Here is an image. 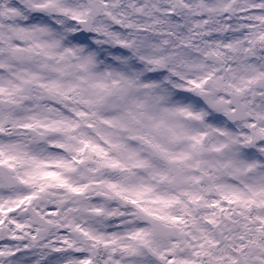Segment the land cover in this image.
I'll use <instances>...</instances> for the list:
<instances>
[{"label": "flooded vegetation", "instance_id": "1", "mask_svg": "<svg viewBox=\"0 0 264 264\" xmlns=\"http://www.w3.org/2000/svg\"><path fill=\"white\" fill-rule=\"evenodd\" d=\"M114 1L118 5H103L99 0H0V264H10L28 251L23 240L4 231L12 221L22 222L24 227L35 228L36 223L55 226L54 217L48 213L57 200L54 196L64 192L58 187L63 176L57 166L64 154L70 163L71 159L78 163L80 171L70 165V188L81 187L86 202L89 195L131 197L132 203L87 204L83 224L98 242L119 244L120 250L127 244L137 251L140 246L145 258L135 264H264L260 228L252 239L247 235L246 241L236 240L235 231L244 232V214L230 211L225 217L211 205L204 207L199 198L191 203L194 193L187 189L169 187L167 168L151 156L155 150L186 177V163L169 155L155 133L162 129L164 109L169 104L147 108V98L140 102L128 91L139 55L145 56V51L164 38L168 50L161 63L164 77L171 83L176 68L183 90L202 96L201 77L213 68L201 59L203 50L219 48L211 42L194 48L195 44L199 34L214 35V30L225 29L226 21L235 17L236 12L230 17L229 9L235 3L237 10L236 1ZM170 2L174 7L176 2L188 3L194 11L186 16L180 8L171 15L152 17L149 11L153 3ZM240 2L258 22L253 28L264 30L260 27L264 25L263 1ZM93 8L100 16L90 21L92 34L105 32L100 25L118 30L123 45H132L130 65L114 64L107 68L108 74L94 56L89 57L92 51L88 47H77L70 39L88 30L83 22L90 19ZM254 68L264 71L263 67ZM251 73L257 74L249 69L240 71L233 79L237 80L233 81L234 88L225 84L228 89L224 90L220 89L218 73L212 71L214 77L202 98L212 97L207 99L210 107L224 112L227 104L218 100L227 90L246 97L257 86L264 89V77ZM230 74L226 73L227 78ZM252 78L257 79L253 85L248 83ZM253 101H264L263 93ZM250 106L255 108L256 104ZM144 114L149 121L143 122ZM123 115L131 118L124 120ZM147 159L150 162L144 163ZM131 163H140L132 168L135 174L129 172ZM227 179L230 183L213 175L212 185H226L224 192L235 191L237 199L241 192L229 185L239 188L241 179ZM209 198L205 193L204 201ZM261 214L255 211L258 227ZM70 215L76 211L71 209ZM209 230H214L212 235ZM35 237L32 246L42 241L36 232ZM146 248L162 261L147 257Z\"/></svg>", "mask_w": 264, "mask_h": 264}, {"label": "rangeland", "instance_id": "2", "mask_svg": "<svg viewBox=\"0 0 264 264\" xmlns=\"http://www.w3.org/2000/svg\"><path fill=\"white\" fill-rule=\"evenodd\" d=\"M178 120L177 118H175V116L173 114H169L168 118H167V122L166 125L168 126V128L170 129V136L167 137L168 140L173 141L174 143H179L180 146L181 145H186L187 147H179L178 148V153H180V150L182 151V156H184V150H185V155L187 156V158L190 157V155H192V148L188 147L189 143H188V136L192 133H185V138L184 140H182L180 137H175L174 132L172 131H177L180 130V125L178 124ZM229 139L226 140H222V139H218L215 136H213V140L210 142V145H208V147L205 149V155H209L210 158L207 159L206 163H210L213 159H216L217 155H221L220 157V161L222 162L221 166H229L232 169V172H242V170L240 168H238L236 166V162L232 161V159L234 157H242L244 158L241 154H238L239 150H236V148L233 146L232 143H230ZM235 144V142H234ZM244 144V143H243ZM243 144H240L238 146L243 147ZM251 149V147H249V150ZM258 153V151H257ZM244 155V154H243ZM245 156V155H244ZM256 156V154L254 155ZM252 160V159H251ZM250 161V160H248ZM249 166H251V169L249 171H251L252 173H255V171L257 170L256 168L252 167L253 164L248 163ZM257 165V164H256ZM210 167V166H209ZM261 167L264 168V165H262ZM259 170V169H258ZM260 171V170H259ZM263 172V177L262 179H260V176L258 175V173H256L255 177H259V181H260V186H257L254 182V178L252 177L251 179H249V187L250 189H252L253 191L263 193L264 195V171ZM248 187V188H249ZM66 225L65 224H60L59 225V229L55 232L52 233L51 237V242H53V238H55L62 247L59 246L60 248V252L57 255V259L55 258H49L46 257L47 259L45 260V264L46 263H51V264H65L66 262L70 261V256H65L62 252L68 248L69 246L71 247L73 245V242H71L68 238H66V236L64 235L66 230H65V226H70V217H67L66 220ZM27 235H29V232L26 233ZM120 247H123L122 245ZM126 248V247H125ZM85 259H80V258H75V263L74 264H79L82 261H84ZM23 264L29 263L32 264L34 260H30L27 258H24L21 260ZM110 264H120L118 258L113 259V262H111Z\"/></svg>", "mask_w": 264, "mask_h": 264}]
</instances>
